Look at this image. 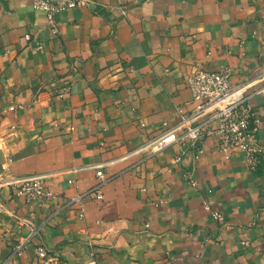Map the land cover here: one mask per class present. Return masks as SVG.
Segmentation results:
<instances>
[{
  "label": "crops",
  "instance_id": "obj_1",
  "mask_svg": "<svg viewBox=\"0 0 264 264\" xmlns=\"http://www.w3.org/2000/svg\"><path fill=\"white\" fill-rule=\"evenodd\" d=\"M54 20L0 0V260L264 264V166L226 156L209 115L190 123L204 142L182 138L187 78L230 68L264 146V0H93ZM158 137L176 141L154 153ZM34 175L57 195H18Z\"/></svg>",
  "mask_w": 264,
  "mask_h": 264
},
{
  "label": "built area",
  "instance_id": "obj_2",
  "mask_svg": "<svg viewBox=\"0 0 264 264\" xmlns=\"http://www.w3.org/2000/svg\"><path fill=\"white\" fill-rule=\"evenodd\" d=\"M92 2L93 0H32V6L37 11L46 14L54 29L55 14L87 7ZM119 9L125 15L122 6H119ZM29 38L26 36V39ZM231 74L230 68L208 71L197 67L193 70L186 83L193 101L197 103V109L195 112L183 116L187 127L182 138L189 139L197 145L204 142L203 131L199 127H192L190 123L196 118L209 115L210 119L216 122V127L206 133L215 138L226 156H229L230 153H239L248 169L256 171L260 166H264V146L259 143L257 136L259 116L246 96L249 83L243 81L232 84ZM66 90L63 88L61 97ZM258 93L264 96V88L260 89ZM12 109L10 107V110ZM175 141L176 138L158 137L152 140L150 145L152 151L157 153ZM175 161L179 162L180 159L176 158ZM97 176L104 179L102 172H97ZM187 177L191 186L196 187L197 182L192 179V175L188 174ZM14 186L17 194L27 200H48L57 195L56 192L49 190L44 185L41 176H27ZM91 193L96 199L100 200L103 197L100 185ZM205 207L215 220H223L218 212L207 205ZM244 245H248V243L244 242ZM45 255V252H39L40 257H45ZM0 264H8V261L0 260Z\"/></svg>",
  "mask_w": 264,
  "mask_h": 264
}]
</instances>
